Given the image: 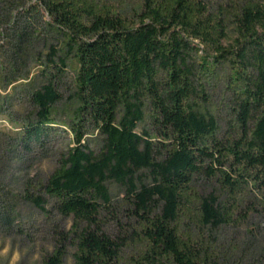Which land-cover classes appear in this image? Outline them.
<instances>
[{"label":"trees","instance_id":"trees-1","mask_svg":"<svg viewBox=\"0 0 264 264\" xmlns=\"http://www.w3.org/2000/svg\"><path fill=\"white\" fill-rule=\"evenodd\" d=\"M36 1L78 66L75 144L39 187L72 223L41 264H62L69 250L73 264H264V235L249 256L248 243L225 248L206 232L264 216V0ZM222 66L233 119L219 138L198 100L201 75ZM31 100L38 121L27 133L38 139L59 95L49 80ZM146 116L152 135L138 132ZM85 124L98 153L81 144ZM202 179L217 193L201 195ZM107 182L124 188L115 203ZM26 199L44 211L42 197Z\"/></svg>","mask_w":264,"mask_h":264},{"label":"rangeland","instance_id":"rangeland-1","mask_svg":"<svg viewBox=\"0 0 264 264\" xmlns=\"http://www.w3.org/2000/svg\"><path fill=\"white\" fill-rule=\"evenodd\" d=\"M48 22L36 0H0V264H41L42 257L52 251L57 232L68 230L72 223L71 218L57 215L51 201L39 191L67 150L74 147L72 128L77 122L78 107L76 59ZM194 43L198 47L191 56L199 63L204 48ZM227 75L228 70L222 66L215 77L201 75L199 80L204 100H198V109L214 117L219 138L226 135L233 119ZM49 80L59 100L53 107L52 125L43 127L42 134L35 139L27 133L38 121L31 98ZM141 130L154 134L147 116L138 132ZM82 132L81 144L98 153L101 138L97 132L86 124ZM139 175L141 183H150L147 173ZM106 187L113 203L124 194V188L115 183L107 182ZM249 189L248 201L258 209V194ZM197 190L205 196L217 193L218 188L202 179ZM26 194L42 197L44 211L30 203ZM114 230L113 223L105 227L107 233ZM206 232L225 248H242L248 243L247 255L251 256L263 247L264 216L249 213L244 222ZM71 253L69 250L62 264H73Z\"/></svg>","mask_w":264,"mask_h":264}]
</instances>
